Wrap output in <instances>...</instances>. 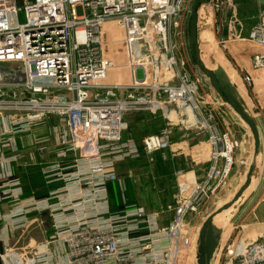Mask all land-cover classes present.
<instances>
[{"label": "built area", "instance_id": "1", "mask_svg": "<svg viewBox=\"0 0 264 264\" xmlns=\"http://www.w3.org/2000/svg\"><path fill=\"white\" fill-rule=\"evenodd\" d=\"M232 0H208L209 10ZM246 39L260 49L252 68L264 70V0ZM186 0H0V131L2 146L27 131L38 152L52 147L55 161L41 166L47 183L58 181L45 197H22L17 179L0 183V245L3 264H176L180 249L192 244L190 215L197 212L229 176L238 139L220 131L196 111L201 76L192 77L177 55L186 39ZM81 5L82 14L76 6ZM23 12L24 19H19ZM121 31L124 57L106 54L104 35ZM8 64L15 65V69ZM128 71L126 84L110 80L114 69ZM141 72V74H136ZM244 81L252 85L253 76ZM122 91L120 95L118 92ZM225 102V101H224ZM226 103V102H225ZM228 106V104L226 103ZM230 108V106H228ZM161 110L165 125L142 137H122L129 110ZM175 112L176 122L170 116ZM50 124V125H49ZM49 125L50 131H44ZM177 125L208 132L211 162L201 177L179 171L171 218L127 200L122 159L171 146ZM8 126V127H7ZM116 182L123 205H110L109 183ZM15 185L9 192V185ZM10 199L6 211L1 201ZM45 211L51 232L45 245L21 262L9 238L24 230L29 214ZM9 246V247H8ZM226 264H264V228L235 251L226 247ZM184 264V263H180Z\"/></svg>", "mask_w": 264, "mask_h": 264}, {"label": "crops", "instance_id": "2", "mask_svg": "<svg viewBox=\"0 0 264 264\" xmlns=\"http://www.w3.org/2000/svg\"><path fill=\"white\" fill-rule=\"evenodd\" d=\"M231 2L226 7L227 9L231 8ZM243 2L244 0L241 1V3ZM206 10L209 13L207 17L205 16V11L202 8L199 9V22L201 24V28L198 31V36L199 40H201L200 44L202 48L205 46V53L209 54L207 56L211 58L212 61H214V65L222 66L225 69L227 78L235 87L237 97L243 103L246 111L255 119L259 135V146L257 150H255L253 134L250 128L241 119L236 117L232 109L228 107L229 105L227 106L224 100L221 98L218 91L212 86L211 83H208L211 85V87H205V111L208 110V112L215 114V117L209 119L210 124H213L220 131H228L233 137L235 136L240 140H245L246 144H248L250 141V151L248 146H246L243 152L245 156L241 157L239 155H241L242 150H239L240 154L235 156V162L240 163V157H247L249 164L248 168L251 164L254 165L250 181V188L254 190L252 199H250L243 207V209L238 214L237 219L232 221L234 223H232L230 227L223 228L219 226L217 227L215 225L217 227L216 229L219 234V238L217 248L210 264H226L227 245L230 244L232 247H234V250L237 251L246 242L256 237L264 228V70H254L251 66L252 55L260 49L256 43L247 40V36L228 37L231 34L226 31V28L223 25L224 16L222 14L226 11L222 12L220 10H209L207 4ZM254 11H257L255 4ZM252 17L254 19L256 18L254 14ZM205 32L207 33L205 34ZM210 46L211 53L207 50ZM186 62L188 64V61ZM199 70H201V68H199ZM245 73H250L253 76L252 85L245 83L243 78ZM116 82L122 84L129 83L130 75L128 74L127 78H120ZM122 93V91L118 92L120 95ZM206 113L207 112H205V114ZM228 116L232 118H229ZM49 125L45 126L43 132L45 130L50 131ZM177 128L178 131L175 133L178 135L181 145L171 148V151H176L175 153L172 152V155L170 156L172 171L174 172L175 176H177L179 171H183L189 174L194 173L196 176L201 177L202 173L198 174L197 170L192 166L189 167L187 164L183 165L182 163L176 161L175 156L178 152L180 154L184 151V144H195L196 137L201 135L202 132L200 131L199 133L194 131V133H196L195 137V134L190 133L193 130L184 129L180 126ZM202 134L205 136V163H202V167L203 169L205 168L206 171L210 164L209 155L211 146L208 142V132L205 130V133ZM16 135L14 137V144L4 146L0 144V183L6 179H17V185L20 186L22 197H45L49 194V191L58 184V181L47 183L41 169V166L44 163L56 160L54 151H50L46 154L44 153L45 151L38 152V150L35 149V145L31 146L32 149L28 151L26 145L32 144L30 140L32 137L29 136L25 137L24 140H20L21 135ZM172 142L173 139H171V144ZM22 146L26 147L24 148L26 151H22L24 150L21 149L23 148ZM19 148L21 151H18ZM48 149H52V147H49ZM236 172H238V170L235 168L233 174ZM14 186L15 185L10 184L7 188L8 191L10 192ZM218 188L215 190L212 196L213 198ZM210 200H208L202 207L205 206L206 209ZM9 204L10 199L2 200L1 211H6L9 207ZM159 213L160 222L162 224H166L163 223V215L161 211ZM45 214L46 213L42 212L34 214L33 212L29 214L28 218L29 221H32L33 223L34 218H38ZM169 216L170 217L166 222L170 220L171 213ZM189 217L191 219V215ZM217 221H222L225 223L227 221V215L222 213L214 220L215 223ZM189 246L190 247L186 252L183 249H180L179 254L176 257V264H196V260H194L196 240ZM1 253H3L2 245H0V254ZM14 261L15 264H17V259L14 258ZM0 264H3L2 257H0Z\"/></svg>", "mask_w": 264, "mask_h": 264}, {"label": "rangeland", "instance_id": "3", "mask_svg": "<svg viewBox=\"0 0 264 264\" xmlns=\"http://www.w3.org/2000/svg\"><path fill=\"white\" fill-rule=\"evenodd\" d=\"M17 1L18 3H21L22 0H17ZM241 1L242 0L240 1L233 0L231 2V8L228 9L224 8L220 10L222 12L226 11L225 13L222 14L224 16L223 25L226 28V31L231 34L228 37L247 36L248 31L250 30L252 25H254L256 22L259 2L257 0H244V2L241 3ZM192 2L193 0H186L185 5L187 9L186 11L187 15L189 14ZM254 4L257 8L256 12L254 11ZM76 10H77V14L83 13V8L81 5H77ZM253 14L256 16L255 19L252 17ZM187 17L188 16L184 15L182 19L183 22L186 19V25H187ZM19 19L20 20L24 19V15L22 11L19 13ZM106 34L104 35V38L108 40L109 43L106 44L105 53L110 56L111 55L116 56V58L119 61H122L124 57V51L122 47L123 43L119 40L121 37V31L119 29H115L113 30V33L111 34L108 33V35ZM186 39H187V34H186ZM202 51H203L202 56L205 62L210 65L208 56L205 54V46L203 47ZM177 55L183 58L185 61H188L189 66L187 64V68L189 74L192 75V77L198 76L199 71L203 72L202 70H199L200 67L195 63L192 55L189 52L186 42L179 47ZM8 65L9 66L7 67H12L13 69L16 68L14 64L12 65L8 64ZM128 73L129 72L122 67L116 68L112 72L110 80L116 82L120 78H127ZM136 74H141V72H136ZM199 83H200L198 90L199 95L198 96L196 95L194 101L198 105V110L196 112L197 113L200 112L205 119V112H208V110L205 111V87H209V86L211 87V85L205 82L203 76H201ZM232 111L234 112V110ZM234 113L236 117L240 119L237 116L236 112ZM166 115L167 112L165 113L164 111H161L159 109L126 111L124 112L122 117L121 135L124 138L133 137L140 143L144 135L158 132L165 125L167 121ZM5 116L6 115H4V117ZM170 116L174 122H176L177 119L181 118L177 114H175V112L170 113ZM4 117L0 116V120L6 119ZM228 117L232 118L230 116ZM2 124L3 123H1L0 121V125ZM7 129L9 130V127ZM8 130L0 131V139L3 140L8 139V135L10 134L8 133ZM189 130H193L190 133L195 134V137H196V133H194V131L199 133L201 131L202 133H205V130L203 128L194 127V128H189ZM176 131H178V128H175L173 131V135L175 136L172 137L173 142L171 146L167 149L160 151L161 154L157 153L159 151H155L152 153L142 152L141 155L137 158L122 159L121 161L118 162L116 166L117 175L125 178V180L126 179L128 180V185L133 200L137 204L142 205L147 210L161 211L163 215V223H168L166 221L169 219L170 217L169 215L171 213L169 212L170 210H168L169 209L168 206H171L173 203V194L176 192L178 181H180V179H178L177 176H175L174 172L172 171V167H171L172 163L170 160L171 153L176 152L175 150L171 151V148L181 145L178 139V135L176 134L177 133ZM202 133L201 135H198L199 137L198 136L196 137L195 144H184L185 147L184 151L180 154L178 152L175 156L176 161L182 163L183 165L187 164L189 165V167L192 166L197 170L198 174L199 173L204 174L205 172V168L203 169L202 167V163H205V136ZM17 135H21L20 140L21 139L24 140L25 137L30 136V134L27 131H24ZM237 139L239 144L234 149V163L231 167L229 176L220 185V187L215 193L214 198L213 197L211 198L208 207H206V209L205 206L201 207L197 212L191 214L190 225L192 226L191 227L192 242H195L198 231L203 221L210 212L214 211L217 207L221 205L228 204L230 200L234 196H236L238 192L241 191L242 192L241 195H239L238 199L234 202V204H231L230 206H228L227 209H225V211L224 210L222 211L224 215H227V221L225 223L222 221H217L216 223L214 222V224L217 227L219 226L223 228L224 227L228 228L232 223H234L232 221L237 219L240 211L248 203V201L252 199L254 195V190L250 188V183L247 186L245 184L246 183L245 176L249 166L248 158L247 157L241 158L242 156H245L243 152L246 146H248L250 151L251 142L249 141L248 144H246L245 140H240L239 138ZM26 146L28 148V151H30L32 149L31 146H33V144H27ZM22 147L23 148L21 149L26 148L25 146ZM21 149L19 148L18 151H21ZM239 150L240 151L242 150L241 155H239L241 156L240 163H236L235 156L237 154H240ZM22 151H26V150L24 149ZM50 151H53V149L47 148L45 149L44 153L46 154L49 153ZM161 157L163 158L161 159ZM210 162H211V158H210ZM235 168L238 170V172L233 174ZM121 204L123 205L122 202ZM34 214H36V212H34ZM31 223L32 221L27 222L24 230L22 229L18 230V234L12 236V238H9L7 243V245L12 246L10 248L13 249L12 251L15 253L17 258L21 262H27L28 260H31L33 254L44 247L48 233L51 232L50 218L48 214L42 215L38 218H34L33 223L32 224Z\"/></svg>", "mask_w": 264, "mask_h": 264}, {"label": "water", "instance_id": "4", "mask_svg": "<svg viewBox=\"0 0 264 264\" xmlns=\"http://www.w3.org/2000/svg\"><path fill=\"white\" fill-rule=\"evenodd\" d=\"M208 0H193L191 8L187 17L186 34H187V47L192 55L195 63L201 70L208 76L212 86L218 91L221 98L230 106L237 116L248 125L253 134L254 148L257 150L259 146V135L256 127L255 119L246 111L243 103L236 95L235 87L227 78L225 69L222 66L214 65V61L208 57L210 65H208L203 58V48L201 40H199L198 31L201 28L199 22V9L205 11V16H208L206 4ZM254 165H250L247 170L245 180L246 186L250 183ZM241 191L234 196L228 204L217 207L214 211L210 212L203 221L196 239L195 260L196 264H210L214 252L218 245L219 234L217 227L214 224V217L227 209L228 206L234 204L241 195ZM42 213H46L43 211Z\"/></svg>", "mask_w": 264, "mask_h": 264}, {"label": "trees", "instance_id": "5", "mask_svg": "<svg viewBox=\"0 0 264 264\" xmlns=\"http://www.w3.org/2000/svg\"><path fill=\"white\" fill-rule=\"evenodd\" d=\"M172 137H173V134H172ZM157 153L161 154L160 151L157 152ZM162 158L163 157H161V159ZM125 181H126V189L124 191V194H125V196H126L128 201L135 202L133 200L131 192H130V188H129V185H128V180L126 179ZM109 196H110V205H111L112 208H117V207L122 205L121 202H120V191L118 190L116 182H110L109 183ZM114 196H115V198H114ZM116 200H118V201H116Z\"/></svg>", "mask_w": 264, "mask_h": 264}, {"label": "bare ground", "instance_id": "6", "mask_svg": "<svg viewBox=\"0 0 264 264\" xmlns=\"http://www.w3.org/2000/svg\"><path fill=\"white\" fill-rule=\"evenodd\" d=\"M207 32H205V34H206ZM210 53H211V46L210 47H208V49H207ZM206 55H209V54H207V53H205ZM208 64V63H207ZM209 65V64H208ZM225 211V210H224ZM222 213V212H221ZM221 213H219V214H217L215 217H214V220L218 217V216H220L221 215Z\"/></svg>", "mask_w": 264, "mask_h": 264}]
</instances>
